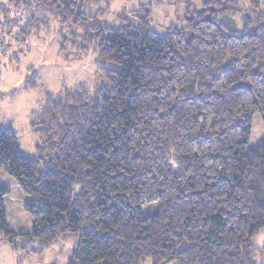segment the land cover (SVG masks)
<instances>
[{
  "label": "trees",
  "instance_id": "16d2710c",
  "mask_svg": "<svg viewBox=\"0 0 264 264\" xmlns=\"http://www.w3.org/2000/svg\"><path fill=\"white\" fill-rule=\"evenodd\" d=\"M25 1L9 4L26 10ZM38 1L79 53L118 69H100L106 84L93 96L84 87L45 96L30 116L34 156L0 125V171L29 197L33 222L30 234L8 230L0 188L4 240L42 254L76 237L67 264H256L264 139L255 149L250 140L254 115L264 128V0L243 11L200 0L166 36L151 29L148 4L129 13L136 23L114 27L90 13L93 0ZM35 20L16 33L7 21L5 33L24 42Z\"/></svg>",
  "mask_w": 264,
  "mask_h": 264
},
{
  "label": "rangeland",
  "instance_id": "374dc122",
  "mask_svg": "<svg viewBox=\"0 0 264 264\" xmlns=\"http://www.w3.org/2000/svg\"><path fill=\"white\" fill-rule=\"evenodd\" d=\"M234 1V7L241 11L250 6L249 0ZM25 3L27 9L20 10L11 7L9 0H0V93L5 94L0 100V125L13 128L20 149L28 156H34L37 136L30 128V116L42 110L45 96H59L65 90L78 87H84L93 96L106 84L100 69L115 70L118 66L98 61L93 51L79 53L75 46L72 47L71 36L74 35L68 31V25L63 26L53 11L42 8L38 0H26ZM199 3L200 0H93L89 10L94 14L102 10L101 22L117 27L126 20L136 23L129 13L148 4L151 29L166 36L172 29H183L189 12ZM32 15L36 18L35 30L26 41L20 42L16 35L5 33L7 21L12 24L17 21L16 33L21 26L33 21ZM61 38L66 42L62 43ZM26 81L34 87H26ZM252 122L250 147L255 149L264 139V128L258 115H254ZM0 188L7 191L3 204L8 230L15 234H30L33 222L24 211L29 197L3 171H0ZM157 209V203L148 204L142 207V213L152 215ZM76 244L77 238L69 237L42 254H34L14 250L0 234V264H67ZM254 244L264 247V232ZM26 246L34 247L35 244ZM254 262L264 264V253L256 256ZM143 264H150V261L145 259Z\"/></svg>",
  "mask_w": 264,
  "mask_h": 264
}]
</instances>
